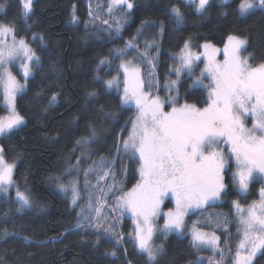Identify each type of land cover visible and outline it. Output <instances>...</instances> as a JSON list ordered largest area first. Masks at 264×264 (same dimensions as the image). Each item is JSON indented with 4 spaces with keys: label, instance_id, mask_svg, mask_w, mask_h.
Segmentation results:
<instances>
[{
    "label": "snow or ice",
    "instance_id": "6c2138e0",
    "mask_svg": "<svg viewBox=\"0 0 264 264\" xmlns=\"http://www.w3.org/2000/svg\"><path fill=\"white\" fill-rule=\"evenodd\" d=\"M220 2L226 3L227 0ZM33 3L34 0H20L22 8L19 14L25 21L33 12ZM211 3L212 0H179L178 4L171 5L170 12L179 27L185 22L182 6H191L195 13L203 14L209 11ZM134 7V0H108L107 12L113 23L110 24L108 20L103 23L108 25L109 38L121 35ZM257 7L264 9V0H239L237 4L240 16H245ZM4 9L5 5L0 4V12ZM70 22H78L75 11ZM149 24V21H143L137 34L125 41L124 47L112 49L106 56L99 58L94 81L102 83L99 91L93 85L92 90L86 93L87 100L95 97L98 103L102 93L107 94L115 88L119 93L120 106L134 104L136 115L131 121L127 137H121L116 142V155L111 156L109 153L108 157L93 160L83 169L84 191L89 197L87 206L95 212V216H84L87 225L77 219L74 229L70 230L88 227L99 232L103 229L104 233L115 239V246L106 254L117 257V248L123 242V235L116 232L114 226H104L108 216L102 212L110 194L113 198L112 212L131 216L135 227L128 236L133 241L134 256L142 260L143 264H160V258L166 254L164 242L155 243L159 234L166 239L169 233L183 235L186 231L190 233L191 247L197 252L205 248L211 250L212 255L207 257L208 264H255L258 256H264V185L259 189V198L247 207L242 206L239 200L232 201L239 236L234 253L231 247H221L220 237L214 231L200 230L195 222L189 228L185 216L190 210L221 200L229 188V172L232 173L231 184L240 194L248 192L251 182L264 178V58L257 62L253 53L243 55L248 41L235 35L228 36L222 61L216 58L221 50L210 43L201 46L202 53L199 50L192 51L189 38L180 50L179 66L174 69L177 79L166 80L164 87L168 96L161 99L159 95H152L159 45L155 39H146L143 50L139 47L145 25ZM160 29L162 33L163 22L160 23ZM33 39H39L42 43L44 38L34 35ZM116 61H119L118 65ZM197 61H201L204 67L195 76L193 86L202 87L207 92L203 107L187 102L180 104L177 98L181 74L186 71L189 75H195ZM17 62L23 83L13 74L12 69ZM144 64L152 66L148 73L147 88L141 71ZM114 65L116 74L111 79H103L100 75L102 66L105 74H108ZM39 67L40 56L24 36L17 37L14 22L0 23V98L7 112V115L0 116V136L11 134L24 125L25 118L17 111L16 101L27 87L33 69ZM173 90L177 91L176 96L172 95ZM40 95L38 91L37 97ZM56 101L57 94L53 93L47 104L51 106ZM166 104L170 106V111H165ZM95 112L98 120H88L85 134L75 141L72 149L73 153L78 150L81 153L76 163H69L59 176L50 177L61 192L71 193L72 205H77L80 200V166L85 158L91 156L90 146L98 139L96 124H102L109 116H115L103 104ZM249 118L251 127L246 123ZM118 158L122 161L120 172L124 175L127 174V168L123 165V159L134 160L138 165V179L130 190H124V181L116 179L117 173L113 166ZM15 167V159L9 162L3 148H0V200L14 203L16 211L21 212L33 206V199L27 186L21 190L15 185ZM73 171L76 176L65 183L61 177L71 176ZM93 175L96 177L95 184L91 182ZM109 178L111 183L107 182ZM13 187L16 188L14 200L10 196ZM169 197L174 207L162 211L161 206ZM160 218L163 219L162 227L156 223ZM210 219L217 226H221V221L225 225L228 222L227 217ZM7 235L9 233L5 229L0 239ZM24 239L28 242L27 237ZM99 241L100 237L97 236L96 243ZM224 243L230 245L231 239H226ZM127 255L125 250L126 264H133ZM204 259L197 256L195 261H188V264H204Z\"/></svg>",
    "mask_w": 264,
    "mask_h": 264
},
{
    "label": "trees",
    "instance_id": "16d2710c",
    "mask_svg": "<svg viewBox=\"0 0 264 264\" xmlns=\"http://www.w3.org/2000/svg\"><path fill=\"white\" fill-rule=\"evenodd\" d=\"M238 2L213 0L209 11L203 14L195 13L191 6H182L185 22L178 27L170 7L179 0H134L131 22L123 28L121 36L109 38L107 32H99L98 36L92 34L87 25V0H34L33 12L27 21L19 14L20 0H0V4L5 5L0 23L14 22L18 37L31 39L36 35L44 38L42 43L39 39L33 43L40 56V67L34 69L27 87L16 101L17 111L24 116L25 123L0 140L5 157L16 161L14 181L21 190L27 186L33 199V206L21 212L16 211L14 203L0 200V236L5 229L9 233L0 239V264H126L125 250L127 259L133 264H143L134 256L133 241L128 236L132 231L128 218L121 229L123 242L117 248V257L106 254L113 249L115 242L103 232L84 228L70 230L74 229L80 216L50 177L59 176L69 163H76L81 153L79 150L72 152L75 141L85 134L89 119L98 120L95 109L100 104L115 116H109L102 124L97 122L99 135L90 146L92 159L87 162L108 157L109 153L116 155V142L125 138L135 109L121 107L114 89L102 93L98 103L95 97L87 100L86 93L94 84L100 90L102 81H94L99 58L112 49L121 48L124 37L136 35L143 21L150 22L144 30L154 34L157 40L161 35L156 66L161 83L171 77L172 54L189 38L196 49L202 43L220 48L229 35H235L247 39L246 51L253 53L257 62L264 58V10L240 16ZM73 11L78 18L75 24L70 22ZM103 70L100 75L107 79L111 73L105 74ZM38 91L41 93L39 97ZM179 92V102H191L200 107L207 99V92L202 87L191 88L190 77L181 80ZM53 93L57 94V101L48 106L47 101ZM1 99L0 116L4 113ZM121 165L118 158L113 168L126 179V188H129L138 179V165L134 160L123 159L126 175L120 172ZM228 183L227 198L242 203L254 199L260 187L259 180H254L249 186V195L243 197L232 186L229 175ZM97 236L100 237L99 243H96ZM164 244L166 254L160 258V264L195 261L196 253L188 237L170 234ZM255 264H264V256H258Z\"/></svg>",
    "mask_w": 264,
    "mask_h": 264
},
{
    "label": "rangeland",
    "instance_id": "374dc122",
    "mask_svg": "<svg viewBox=\"0 0 264 264\" xmlns=\"http://www.w3.org/2000/svg\"><path fill=\"white\" fill-rule=\"evenodd\" d=\"M217 1L220 2V0H217ZM228 1H230V0H227V2ZM107 3H108V0H87V4H88V21H87V25H88L89 28L92 29V34H94V35H97L98 36V33L99 32H107L108 25L105 24V23H103L104 20H108L110 24L113 23V20L109 18V14L107 12ZM256 10H264V9H261V8L257 7V8H255L253 10H250L249 13L254 12ZM2 12H0V14ZM90 13H91V15H90ZM97 17H99V18H97ZM130 22H131V19L128 20V22L123 26V28H125V26L127 24H129ZM146 26L147 25H145V27ZM37 37H39V36H37ZM130 38L131 37H129V36H125L124 37L125 40L123 41L122 47H124L125 41H128ZM160 38H161V35L158 36V40H157L154 37V34L150 33V31H148V30H144V35L142 37H140V39H139V47L141 48V50H143V47H144V44H145V40L146 39L147 40L155 39L156 40V43L158 44L159 41H160ZM240 38H242V37H240ZM26 40L30 43V47L34 50L33 43L37 39L34 40L33 37H31V39L26 38ZM10 42H11V40L9 38V43ZM227 42H228V39L225 41V44ZM203 44L204 43L198 45L199 46L198 49H196L195 47H192V51L199 50L202 53L203 52V48L201 46ZM224 45L222 47L218 48V49L221 50L217 54V57H216L218 61H222L223 60V48H224ZM182 48H183V46H182ZM246 48H247V45H246ZM180 50H181V48L177 52H175V53L172 54L173 64H172V66L170 68V76L171 77L170 78L169 77H166V79L162 83L158 80V76L156 74V66H157V63L159 62L158 61L159 56L157 57L156 64H155V69H154V76H153V80H152V95H159L161 97V99H166L167 98L168 92H167L166 88L164 87V85H165L166 80H176L177 79V75H176V72H175L174 69H175V67H178L179 66ZM242 54L243 55H247L248 52L246 50H244L242 52ZM153 55H155V53H153ZM128 58L131 59V56H129ZM118 63H119V61H116V65H118ZM196 64L198 65V67L195 68V75H189L186 71L183 72L181 74L180 78H179V84H180L181 80L184 77H190L191 78V88H193V87H199V86H193V80L195 79V76H198L199 75L200 70L204 67V64L201 61H197ZM116 65L113 66V69L110 72L111 74L108 76L107 79H111V77L116 74V71H115ZM151 68H152L151 65L144 64L142 66V69H141L142 75H143V77L145 79V88L148 87V73H149V70ZM102 69H103V66H102ZM12 70H13V74L14 75H17V79L21 83H23L24 82L23 76H22V74H19L20 73L19 62L16 63V66ZM33 73H34V69H33ZM33 73H32V75H33ZM103 73H105V70H103ZM157 82H158V87H157ZM205 82L207 83L208 81L206 80ZM121 84H122V73H121ZM179 84L177 86V88H178V97H177L178 98V102H179V99H180ZM113 89H114V91L119 96V93L117 92V90L115 88H113ZM120 91L122 92V87H121V90ZM172 95L173 96H176L177 95V91L176 90H173ZM206 98H207V96H206ZM185 102L186 101H181L179 103L180 104H183ZM187 103L193 104L191 102H187ZM1 104H2V106L4 108V113L1 116H5V115H7V112H6L5 105H4L2 99H1ZM127 107H131V108L135 109V105L134 104L129 105ZM200 107H203V106H200ZM170 110H171L170 106L166 104L165 105V111H170ZM135 115H136V109H135V114L131 118V121L135 119ZM131 121H130V123L128 125V129H127L125 138L127 137L128 133H129V130L131 129ZM246 123H247V126L248 127H251V118H249L246 121ZM4 136H6V135L0 136V140ZM121 147H122V145H121ZM0 148H1V143H0ZM89 151H90V149H89ZM88 159H92V156H90L88 158H85V160L81 163V166H80L79 185H78V187L80 189V200H78L77 205H72L71 204V193L70 192H68L67 194H65V193H63V192H61L59 190L62 193L63 196H65V197L67 196V199H68L71 207L77 209L78 214L80 216V220L85 225H87V220L84 219V216L86 214L95 216V212L93 210L89 209L88 206H87L88 205L89 197H88V193L86 191H84V187L85 186H84L83 169L86 168L89 164H91V162H87ZM8 161L11 162V160H8ZM84 163H85L86 166L82 167V165H84ZM231 167L234 170V167H235L234 166V163L231 164ZM116 173H117L116 179L117 180H123L124 181V184H123L124 190H130L132 186L129 187V188H126V184H125L126 183V179L123 178V177L121 178L119 176L117 170H116ZM228 175L230 176V179H231L232 173L229 172ZM74 176H76V172L75 171H73V173H72L71 176H66L64 179H62V178L61 179L65 183H67ZM256 180H259L260 187H261V185H264V178H257ZM91 182H92V184H95L96 183V177H95V175H93L91 177ZM107 182L108 183H111V178H109ZM14 183H15L16 186H18L15 181H14ZM260 187L257 189V192H256L257 196L254 199H250L249 202H247V203H242V202L239 201L241 203V205L244 206V207H247V205L248 204H251L253 200H257L259 198V189H260ZM235 190L238 192V190L236 188H235ZM15 191H16V188L15 187H13V188L10 189V196H11V198L13 200L15 199ZM228 194L229 193H226L222 197L221 200L214 201V202H210L209 204L205 205L203 208L195 209V210H190L189 213H188V215L185 216V221H186V224L189 226V228L195 222L196 227L199 228L200 230H203L205 232H212V231H214L215 234L220 237V245H221V247H231L232 248V251L234 253L235 246H236V244L238 242L239 236H238V232H237L238 222H237V220L235 218L236 210L232 206V201L233 200H238V199H231V200H229L227 198L228 197ZM240 195L243 196V197L248 196L249 195V190H248L247 193L240 194ZM93 203H95V198H93ZM112 203H113V198L109 194L108 204L102 210L103 214L106 215V216H108V219L104 221V226L105 227L114 226L116 232L122 234V230L121 229H122L124 220L126 218H128L131 221V228L133 230L135 226L132 223V219H131L130 214L125 213L123 216H120L119 213H113L112 210H111L112 209ZM169 203H170V205H169ZM170 207H174V202L171 201V198L169 197V198H166L165 203L161 206V208H162V211H167L168 208H170ZM25 209H29V208H25ZM217 216L227 217L228 218L227 224L225 225V224H223V221H221V226H217V223L213 222L210 219V218H215ZM156 223L162 227V225H163V219L162 218L158 219L156 221ZM84 229H89V230H92V231H96L95 229L88 228V227H85ZM226 229H227V231H226ZM100 232H103L104 233L103 229H101ZM104 234H106V233H104ZM170 234L180 235V234L175 233V232L169 233L168 235H170ZM106 235H108L115 242V239L113 237H111V235H109V234H106ZM180 236H186V237L189 238V240H191L190 233L187 232V231L183 235H180ZM229 238L231 239V244L230 245H225V243H224L225 240L226 239H229ZM164 240H165V238L163 237V235L162 234H159L156 237V239H155V243L159 244L162 241L164 242ZM194 250H195V253H196V258H197V256L204 257L205 258L204 259V264H208L207 257H209L210 255H212L211 250L210 249H207V248L202 249L199 252H197L196 249H194ZM196 258H195V260H196ZM228 259L230 260V257Z\"/></svg>",
    "mask_w": 264,
    "mask_h": 264
}]
</instances>
